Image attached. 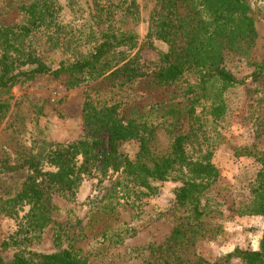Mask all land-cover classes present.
<instances>
[{
  "label": "rangeland",
  "instance_id": "rangeland-1",
  "mask_svg": "<svg viewBox=\"0 0 264 264\" xmlns=\"http://www.w3.org/2000/svg\"><path fill=\"white\" fill-rule=\"evenodd\" d=\"M161 1L0 0V175L10 179H2L4 186L19 185L21 170L9 168L20 159L83 138L89 101L112 108L122 122L142 125L140 140L116 146L119 156L140 153L157 162L168 157L178 132L187 161L208 154L217 174L191 202L181 203L177 194L186 175L152 180L146 192L119 172L100 173L97 162L77 175L69 192L44 190L40 229L26 224L28 206L14 215L0 211L3 264L16 258L31 264L63 249L80 264H241L238 252L258 249L262 222L245 212L253 190L264 185V0H245L254 29L245 55L222 51L221 67L238 81L229 87L198 84V68L180 57L196 27L185 4L175 3L170 45L146 44ZM33 3L47 10L39 25L26 14ZM128 36L134 37L130 45L112 51L117 70L97 79L51 73L89 59L106 40ZM158 51L182 67L181 77L158 78L164 67ZM97 138L100 158L108 150L106 135ZM75 162L78 167L80 156ZM39 167L54 171L44 161Z\"/></svg>",
  "mask_w": 264,
  "mask_h": 264
},
{
  "label": "trees",
  "instance_id": "trees-1",
  "mask_svg": "<svg viewBox=\"0 0 264 264\" xmlns=\"http://www.w3.org/2000/svg\"><path fill=\"white\" fill-rule=\"evenodd\" d=\"M185 4L190 9L196 21L195 32L188 39L180 52L185 62L198 68V84L217 81L223 86H233L238 83L234 77L221 67L222 51H230L237 55H245L254 38L251 18L248 16L249 6L245 0H163L160 10L152 17L149 36L146 44L152 47V41H158L167 47L172 42V32L176 27L175 3ZM47 12L37 4H30L26 10L31 25H39L44 21ZM133 36L121 37L117 40L104 41L91 57L83 62L61 67L52 75L67 72L71 74H86L97 79L115 68L120 60H116L112 51L120 46H128ZM6 43V42H5ZM159 59L164 67L159 71L158 78L165 82H173L183 75L182 67L171 63L168 52L158 51ZM122 60V59H121ZM262 74L260 70H256ZM35 73H46V70L35 68ZM197 73V72H196ZM73 83V82H72ZM218 109V107H217ZM83 129L85 136L71 144L56 145L54 149L43 153L39 150L33 155L22 158L19 164L9 168L21 170L19 185L7 188L2 184L9 183V177L0 175V211L6 215H14L21 206H28L25 221L31 230H38L46 222L45 210L40 206L44 190L51 186L64 191L73 188L78 174L89 173L95 163H99L100 173L107 170L119 172L128 183L152 191V180H162L176 173L183 180L178 190L177 200L181 203L191 202L195 194L206 188L215 180L217 174L205 154L199 161L188 162L183 154V136L176 132L170 147L168 157L157 162H147L140 153L133 159L123 158L116 153V146L129 139H139L142 125L134 121L122 122L117 119L112 108L96 107L90 101L83 110ZM179 119L175 120L177 122ZM106 135L107 152L98 158L95 152L100 140L98 134ZM141 148V145H140ZM80 156L81 162L76 167L75 157ZM45 162L54 168L52 172H41L40 163ZM184 171V172H182ZM182 176V177H183ZM10 186V185H9ZM17 187V189H15ZM17 205V207H16ZM247 215L259 218L262 222V234L258 249L255 251H240L236 255L241 264H264V185L252 192L251 201L245 212ZM0 264H3L0 260ZM10 264H30L25 260L14 259ZM31 264H80L68 249L58 253L42 255Z\"/></svg>",
  "mask_w": 264,
  "mask_h": 264
}]
</instances>
